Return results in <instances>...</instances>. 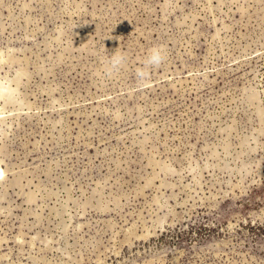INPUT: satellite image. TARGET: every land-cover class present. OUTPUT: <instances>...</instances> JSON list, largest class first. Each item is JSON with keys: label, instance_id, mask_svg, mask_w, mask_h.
Segmentation results:
<instances>
[{"label": "rangeland", "instance_id": "rangeland-1", "mask_svg": "<svg viewBox=\"0 0 264 264\" xmlns=\"http://www.w3.org/2000/svg\"><path fill=\"white\" fill-rule=\"evenodd\" d=\"M0 264H264V0H0Z\"/></svg>", "mask_w": 264, "mask_h": 264}, {"label": "clouds", "instance_id": "clouds-1", "mask_svg": "<svg viewBox=\"0 0 264 264\" xmlns=\"http://www.w3.org/2000/svg\"><path fill=\"white\" fill-rule=\"evenodd\" d=\"M166 60V52L162 46H156L149 50L143 61V67L137 68L136 75L140 79H144L147 70L150 68H159ZM125 62V57L120 53L119 49L112 55L107 56V71L111 73L118 70Z\"/></svg>", "mask_w": 264, "mask_h": 264}]
</instances>
